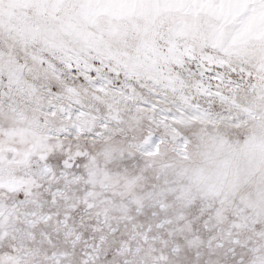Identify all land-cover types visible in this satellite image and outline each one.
I'll return each instance as SVG.
<instances>
[{"label":"snow or ice","instance_id":"1","mask_svg":"<svg viewBox=\"0 0 264 264\" xmlns=\"http://www.w3.org/2000/svg\"><path fill=\"white\" fill-rule=\"evenodd\" d=\"M0 264H264V0H0Z\"/></svg>","mask_w":264,"mask_h":264}]
</instances>
